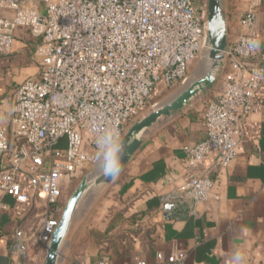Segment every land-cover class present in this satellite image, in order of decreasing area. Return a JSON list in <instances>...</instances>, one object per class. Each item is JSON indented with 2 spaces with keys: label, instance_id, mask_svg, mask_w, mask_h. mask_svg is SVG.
<instances>
[{
  "label": "built area",
  "instance_id": "1",
  "mask_svg": "<svg viewBox=\"0 0 264 264\" xmlns=\"http://www.w3.org/2000/svg\"><path fill=\"white\" fill-rule=\"evenodd\" d=\"M207 16V0H0V54L11 51L15 31L23 29L34 40L39 66L14 91L10 125L0 124V211L22 219L41 201L38 222L28 230L16 226L12 253H25L27 241L46 247L61 216L63 188L96 165V138L111 125L121 139L163 85L184 78L208 47ZM238 23L240 32L228 36L223 50L218 90L203 101L204 135L183 146L190 166L212 156L220 172L243 140L260 136L251 118L264 101L254 9ZM216 186L215 178L190 173L175 197L194 204L216 199ZM185 258L177 250L156 264H184Z\"/></svg>",
  "mask_w": 264,
  "mask_h": 264
},
{
  "label": "crops",
  "instance_id": "2",
  "mask_svg": "<svg viewBox=\"0 0 264 264\" xmlns=\"http://www.w3.org/2000/svg\"><path fill=\"white\" fill-rule=\"evenodd\" d=\"M228 36L240 32L238 18L249 8L256 15L259 46L256 59L264 66V0H223ZM34 40L15 31L11 51L0 54V124L10 125L16 87L38 74ZM217 91L209 88L197 100L149 131L141 148L122 171L89 203L80 205L58 264L101 259L111 264L141 258L156 264L172 252L186 253L184 264H228L233 248L245 252V264H264V101L251 115L260 136L243 140L239 151L217 172L215 157L188 165L183 146L202 139V105ZM217 180L218 198L193 203L175 197L188 174ZM10 206L13 199L4 196ZM41 201L20 219L11 209L0 211V264H28L33 245L12 253L15 228L38 222ZM39 213V214H38ZM36 214V215H35ZM38 214V215H37Z\"/></svg>",
  "mask_w": 264,
  "mask_h": 264
},
{
  "label": "water",
  "instance_id": "3",
  "mask_svg": "<svg viewBox=\"0 0 264 264\" xmlns=\"http://www.w3.org/2000/svg\"><path fill=\"white\" fill-rule=\"evenodd\" d=\"M207 10L208 47L205 51L207 63L203 73L180 88L160 106L151 110L145 116L137 118L124 132L121 137L124 145L121 156V171L141 148L148 132L153 127L190 105L216 83L224 59L223 50L228 40L227 18L223 0H207ZM94 167V170L82 177L64 203L59 222L46 244L42 264H58L62 248L80 205L83 201H89L93 189L107 186L113 181L114 178L101 173L97 164Z\"/></svg>",
  "mask_w": 264,
  "mask_h": 264
},
{
  "label": "rangeland",
  "instance_id": "4",
  "mask_svg": "<svg viewBox=\"0 0 264 264\" xmlns=\"http://www.w3.org/2000/svg\"><path fill=\"white\" fill-rule=\"evenodd\" d=\"M206 63H207L206 53L203 52V53L198 54L189 63L184 78L172 86H164L163 85L159 89V91L155 95H153V97L150 99L147 107L135 119L131 120V122L126 126L125 131L130 127L131 124H133V122L137 118L145 116L148 112L157 108L162 103H164L169 98H171L180 88L184 87L186 84H188L189 82L193 81L195 78L200 76L204 71ZM210 88H211V90H214V91L218 90L217 84H214ZM94 169H95L94 166H88L80 175H78L77 177H75L74 179L69 181V183L62 190L61 199L64 203L68 200V198L70 197V195L72 194V192L74 191V189L76 188V186L78 185V183L80 182L82 177L86 173H89L90 171H92ZM103 187H105V186H103ZM103 187L93 189L90 193L91 198L89 199L88 202H86V204H89L99 194L100 189H102ZM84 202L85 201H83V205H81V206H84ZM33 248L34 249L32 250L33 251L32 255L29 257L31 259H29L28 264H42V260H43L44 254H45V248H40L38 246H35Z\"/></svg>",
  "mask_w": 264,
  "mask_h": 264
},
{
  "label": "clouds",
  "instance_id": "5",
  "mask_svg": "<svg viewBox=\"0 0 264 264\" xmlns=\"http://www.w3.org/2000/svg\"><path fill=\"white\" fill-rule=\"evenodd\" d=\"M96 164L105 176L115 178L121 171V156L124 145L117 128L107 125L96 138ZM245 252L239 247L232 249L228 264H245Z\"/></svg>",
  "mask_w": 264,
  "mask_h": 264
}]
</instances>
